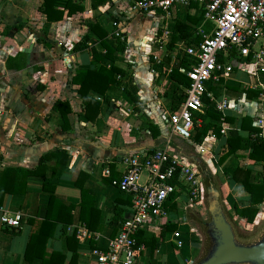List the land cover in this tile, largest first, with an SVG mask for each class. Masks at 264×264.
<instances>
[{
	"label": "crops",
	"instance_id": "obj_1",
	"mask_svg": "<svg viewBox=\"0 0 264 264\" xmlns=\"http://www.w3.org/2000/svg\"><path fill=\"white\" fill-rule=\"evenodd\" d=\"M93 1L83 0L81 13L67 17L65 11L61 21L48 22L39 11L43 0H0V186L4 184L1 176L4 169L34 170L46 154L62 150L67 155L65 164L56 169V160L51 158L43 163L45 169L39 168L38 174L28 176L25 194L3 198L0 217L3 213L19 212L23 218L19 228L0 224V264H29L24 259L26 244L40 227L38 214L50 196L42 189L44 179L50 180L54 197L61 206L73 207L70 222L65 209L52 210L57 218H66L56 224L53 236L47 241L45 259L57 254L52 264H94L89 252L107 244L112 237L113 210L124 203V195L106 182L103 170L108 167L119 179L124 169L123 157L142 150L166 149L173 157L186 162L180 152L176 155L179 140H183L170 134L163 119L177 101L179 90L170 74L172 69L180 67V47L187 45L179 39L170 49L168 46L177 20L190 26L187 40L196 35L202 40L201 31H205L206 24L201 19L199 6L191 3L176 5L167 12L157 9L142 13L132 10L133 3L139 0H95L92 7ZM88 24L98 25L105 33L103 41L113 50L111 59L94 60L88 49L73 51L74 44L87 35V45L98 55H105L99 35L89 32ZM111 24L120 32L122 40L114 38ZM192 45L197 44H189ZM236 58L231 51L218 58L219 62L229 64L232 71L219 85L209 84L208 93L213 101L225 99L228 102L229 108L222 117L237 120L248 117L253 126L261 129L264 138V94L253 95L255 91L264 90V73L249 64L240 65ZM99 67L123 71L116 74L115 79L137 97V103L132 106L120 91L107 90L103 95L91 92L100 102V109L90 122L84 117L77 92L79 87L71 80L78 72ZM182 69L179 68V73L184 75ZM56 101L66 102L71 109L66 130L61 128L60 113L52 109ZM213 101L206 108L208 111L213 110ZM211 123L220 126V139L208 136L200 146L188 143L212 156L217 164L216 156L226 150L230 125L222 120ZM250 164L246 158L236 155L221 166L217 164L223 172L222 202L231 212L233 204L245 206L248 195L232 184L227 175L236 166L249 167ZM79 174L85 175L79 184L94 194V199L88 200L82 211L80 190L75 184ZM81 214L89 220L93 230L80 222ZM182 215L180 212L175 218L167 219L179 221L178 229L168 233L154 249L141 246L136 264H192V249L199 243L190 230L182 232L186 222L180 219ZM163 221H155L147 232L157 235L158 224ZM79 231L83 233L80 241ZM177 232L178 238L175 237ZM176 239L183 243L179 249ZM41 263L36 257L30 264Z\"/></svg>",
	"mask_w": 264,
	"mask_h": 264
},
{
	"label": "built area",
	"instance_id": "obj_2",
	"mask_svg": "<svg viewBox=\"0 0 264 264\" xmlns=\"http://www.w3.org/2000/svg\"><path fill=\"white\" fill-rule=\"evenodd\" d=\"M199 6L203 22L211 30L201 31L202 40L197 45L181 46L179 60L188 56L194 60L182 73L189 81L184 89L185 98L163 119L171 135L190 141L195 122L193 114L203 115L213 101L208 85L218 84L231 73L229 64L219 62L224 53L233 52L240 65H251L264 73V0H139L132 5L134 12L147 13L152 10L167 12L176 5ZM111 24L114 38L122 40L119 31ZM220 116L229 108L228 102L213 101L212 107ZM1 113V112H0ZM199 120H196V124ZM124 169L110 185L116 187L130 202L125 215L118 221L113 236L104 247L93 248L89 254L94 264H136L141 247H135L133 235L147 231L158 220L171 219L166 210L170 196L185 219L189 210L203 203V186L195 168L173 157L166 149L142 150L126 154L121 160ZM103 175L108 177L106 167ZM22 214L3 213V227L19 228ZM81 231L77 233L80 241ZM178 238V234L175 233ZM179 249L183 243L175 241Z\"/></svg>",
	"mask_w": 264,
	"mask_h": 264
},
{
	"label": "trees",
	"instance_id": "obj_3",
	"mask_svg": "<svg viewBox=\"0 0 264 264\" xmlns=\"http://www.w3.org/2000/svg\"><path fill=\"white\" fill-rule=\"evenodd\" d=\"M83 0H43L42 6L39 9L40 13L43 14L48 22H58L63 19L64 12L66 11V16L70 17L73 14L83 12L82 7ZM95 1V0H94ZM94 1L92 7H94ZM99 2L105 0H97ZM202 16V15H201ZM203 19V17H201ZM201 20L198 22V24ZM204 29L208 33L211 30L209 23H205ZM89 32L98 34L100 43L105 49V55H98V53L87 45L88 36L84 35L77 43L73 46L74 52H79L88 49L91 52L92 58L95 60H101L103 57L110 58L113 54V50L107 46L103 38L105 33L96 24H88ZM190 32V26L186 22L176 21L174 26V33L168 48L170 49L175 45L177 40L183 39L185 45L198 44L200 38L196 35L192 40H187ZM118 49V48H117ZM194 63V60L188 56L184 57L179 61L180 67L177 69H172L170 74L171 81L175 84V88L179 90L178 96L175 98L176 104L173 105L172 110H175L184 100L185 94L183 89L189 85L188 79L185 75L179 73V68H189ZM123 71L111 67L106 69L104 67H99L97 70H86L76 73L72 77V83L76 84L79 88L77 90L79 97L82 101V109L84 117L93 122L99 114L100 102L97 101L91 92L97 94H105L107 90L120 91L125 94V96L130 100L131 105L134 106L137 103V97L133 96L131 93L125 90L124 85L121 81L115 79L116 74H122ZM221 82V81H220ZM220 82L217 84L219 85ZM182 88V90H181ZM245 92V91H244ZM261 93L264 94V90L253 92L254 96H259ZM174 101V100H173ZM175 102V101H174ZM52 109L58 111L62 119V129L66 130L68 128L67 115L71 112L69 105L66 102L56 101L54 102ZM207 110V109H206ZM192 119L195 122L193 134L191 137V142L200 146L206 137L212 136L216 139L221 138L220 126L211 123L212 120H222L230 125L229 136L225 140L226 150L222 151L216 156L217 164L221 166L230 156L236 155L241 158H246L251 162L249 167L236 166L227 177L232 184H236L239 189H242L247 195L248 199L245 206H238L237 204L232 205V213L238 219L244 221L245 224H252L259 213V207L264 205V138L261 135V129L252 125V120L248 117H243L240 120L234 118H228L220 116L214 110L206 111L205 114H193ZM196 120L199 123L196 124ZM242 133H246L244 136ZM240 154V155H239ZM51 158H55L56 164L55 169L60 164H65L67 160V155L64 151L59 150L55 154H46L39 159V164L34 170H25L20 168H7L1 173L4 178L3 185L0 186V206L2 205L3 198L6 195L11 194H25L26 185L25 181L28 176H35L38 174V169H45L43 163ZM258 166L259 169H255ZM54 172V169L52 170ZM85 175L79 174L75 182L76 186L80 190V209H84L86 202L88 200L94 199V194L83 189L79 184L80 178ZM113 172L107 177L106 182L110 183L112 180L117 179ZM12 184V185H11ZM42 189L50 193L49 200L46 206L40 209L39 217L41 218L40 227L35 234L29 237L24 251V259L27 263H31L36 257L40 258L41 264H52L57 254H50L48 259H45V245L47 241L53 236L54 228L56 224L66 217H69L68 222H70V213L73 209L72 206H61L54 197V187L51 186L50 180H43ZM175 195L170 196L166 203V210L172 218H175L177 214L181 211L179 207L174 203ZM124 203L121 207L115 206L112 216V236L116 230L118 221L125 215L126 211L130 206L129 200L124 196ZM56 205V206H55ZM53 209H61L64 211L65 215L63 219L57 218L52 213ZM80 222L85 225L90 230L94 228L90 225L89 220L84 218L82 214L79 218ZM178 222L165 220L158 224L159 233L155 235L147 231H137L133 235L135 247L149 246L154 249V246L164 239L168 233H172L178 229ZM94 246V245H92ZM73 262L75 260V255L72 253L71 257ZM61 259H63L61 257Z\"/></svg>",
	"mask_w": 264,
	"mask_h": 264
},
{
	"label": "water",
	"instance_id": "obj_4",
	"mask_svg": "<svg viewBox=\"0 0 264 264\" xmlns=\"http://www.w3.org/2000/svg\"><path fill=\"white\" fill-rule=\"evenodd\" d=\"M196 169L206 193L209 220L203 223L207 247L194 264H264V229L255 240H239L222 207L210 170L204 163H197Z\"/></svg>",
	"mask_w": 264,
	"mask_h": 264
},
{
	"label": "rangeland",
	"instance_id": "obj_5",
	"mask_svg": "<svg viewBox=\"0 0 264 264\" xmlns=\"http://www.w3.org/2000/svg\"><path fill=\"white\" fill-rule=\"evenodd\" d=\"M189 141H180L179 140V148H176V155L177 152H180L181 156L186 159L187 164L193 166L197 172L196 165L197 163L203 165V163L207 166L210 170L213 180L217 186L218 191L220 192V199L222 202V197L224 196V184H223V172L219 170L215 161H213L212 156L210 157L208 154L206 155L205 152H200L192 146L191 142ZM173 155V154H172ZM180 156V155H178ZM180 156V157H181ZM179 157V158H180ZM200 177V176H199ZM222 207L231 222L236 237L241 241H252L255 240L264 229V206L259 207V213L256 216L254 222L252 224H245L244 221L238 220L230 210L225 208V205L222 202ZM185 225L182 227V232L186 230H190L192 232L193 237L197 238L194 239L198 241V246L196 249H192L194 251V257L192 264L195 263L204 253L205 248L207 247V240L204 234L203 223L208 222L209 215L207 213V203H206V193H203V203L200 204L199 207H196L194 210H189L185 214ZM179 222V221H178ZM180 223V222H179ZM179 235V233L177 232ZM184 235V233H182Z\"/></svg>",
	"mask_w": 264,
	"mask_h": 264
}]
</instances>
